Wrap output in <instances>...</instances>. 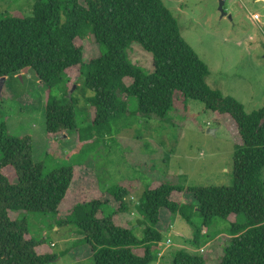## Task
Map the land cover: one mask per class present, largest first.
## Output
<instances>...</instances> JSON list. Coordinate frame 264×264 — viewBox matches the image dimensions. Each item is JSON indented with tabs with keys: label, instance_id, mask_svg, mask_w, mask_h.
I'll list each match as a JSON object with an SVG mask.
<instances>
[{
	"label": "trees",
	"instance_id": "16d2710c",
	"mask_svg": "<svg viewBox=\"0 0 264 264\" xmlns=\"http://www.w3.org/2000/svg\"><path fill=\"white\" fill-rule=\"evenodd\" d=\"M88 33L105 52L84 61L83 46L76 40H84ZM133 42L152 54V73L128 60L126 50ZM25 67H31L47 89L63 90L61 98L48 96L45 101L48 137L77 132L82 142L88 133L108 135L112 120L128 111V97L136 98V113L161 119L174 104L194 99L226 124L233 122L241 144L233 153L231 185L185 189L156 183L146 188L137 204L144 225L138 236L133 225L114 219L128 210L125 198L131 187L105 191L118 203L111 211L108 200L100 198L72 204L68 191L80 165H61L44 173L43 164L32 157L31 137L10 134L1 121L0 264H51L58 257L44 238L30 233L27 218L21 215L29 211L55 216L65 211L66 216L55 222L73 225L83 235L90 246V264H150L163 245L162 220L167 225L178 213L192 224L194 212L205 228L216 217L230 222L229 244L218 264H264V106L247 113L234 97L206 83L208 67L183 39L162 0H36L31 16L1 14L0 81ZM73 68L75 75L70 73ZM82 76L83 85L93 92L87 98L91 123L84 131L76 122V99L70 93L79 88ZM176 191L184 192L187 201L174 199ZM200 232L199 227L194 242ZM171 254L172 264L206 262L205 256L183 248Z\"/></svg>",
	"mask_w": 264,
	"mask_h": 264
},
{
	"label": "rangeland",
	"instance_id": "374dc122",
	"mask_svg": "<svg viewBox=\"0 0 264 264\" xmlns=\"http://www.w3.org/2000/svg\"><path fill=\"white\" fill-rule=\"evenodd\" d=\"M36 0H0V15L31 16ZM178 23L183 39L197 57L208 67L206 83L239 101L247 113L264 106V0H226L227 15L220 16L218 0H162ZM258 13L255 21L251 14ZM230 15L231 17H229ZM84 61L100 55L105 49L97 45L89 33L84 40ZM128 60L144 73L153 72L152 54L133 42L126 50ZM77 68L70 70L75 75ZM0 81V122L5 121L14 136L29 135L32 157L41 162L44 173L61 165H80L68 191L72 204L80 200L100 198L113 207L118 203L105 191L114 187H131L125 198L128 210L114 216L116 223L134 226L141 235L144 227L137 204L146 188L163 183L174 187L222 186L233 182L232 164L235 147L241 138L234 123L219 119L205 105L189 99L182 106L174 104L163 119L156 115L136 113L137 101L128 97L127 112L112 120L108 135L87 134V142L78 141L77 132L58 139L45 132L44 105L47 97L61 98L63 90L47 87L31 67H25ZM74 92L75 118L78 127L86 130L91 123L87 98L93 92L83 85ZM74 89V88H72ZM69 93V94H70ZM123 99V94H119ZM213 129L214 133L208 132ZM264 179V169H263ZM174 199L186 202L184 192H175ZM197 209V208H195ZM30 233L46 240V246L58 257L51 264H90V246L73 225L58 226L56 219L64 218L62 211L51 213L23 212ZM20 215V216H21ZM243 215L238 220H243ZM192 224L180 214H172L167 225L159 224L162 234L161 255L150 264H172V251L186 249L206 257L205 264H218L229 244L230 222L213 218L207 228L194 212ZM201 228L198 242L194 233ZM169 239V243H166ZM47 250V251H48ZM41 252V247H38Z\"/></svg>",
	"mask_w": 264,
	"mask_h": 264
},
{
	"label": "water",
	"instance_id": "95a60500",
	"mask_svg": "<svg viewBox=\"0 0 264 264\" xmlns=\"http://www.w3.org/2000/svg\"><path fill=\"white\" fill-rule=\"evenodd\" d=\"M225 2H226V0H218V9H219V11L221 13L220 14L221 18L227 15V12L224 9ZM228 16L231 17L230 15H228ZM74 87H75V85L72 88H74ZM208 132L213 134L214 130L213 129H209Z\"/></svg>",
	"mask_w": 264,
	"mask_h": 264
},
{
	"label": "built area",
	"instance_id": "2783aa9c",
	"mask_svg": "<svg viewBox=\"0 0 264 264\" xmlns=\"http://www.w3.org/2000/svg\"><path fill=\"white\" fill-rule=\"evenodd\" d=\"M251 18L255 21H259L260 20V15L258 13H253L251 14ZM170 240H167L166 243H169ZM160 248H162V245L159 246ZM162 252H158V255L160 256Z\"/></svg>",
	"mask_w": 264,
	"mask_h": 264
},
{
	"label": "crops",
	"instance_id": "0c3cea01",
	"mask_svg": "<svg viewBox=\"0 0 264 264\" xmlns=\"http://www.w3.org/2000/svg\"><path fill=\"white\" fill-rule=\"evenodd\" d=\"M167 240H169V239H167ZM161 245V244H160ZM163 246V245H162ZM160 248V247H159Z\"/></svg>",
	"mask_w": 264,
	"mask_h": 264
}]
</instances>
